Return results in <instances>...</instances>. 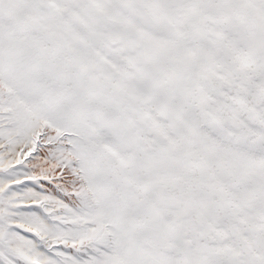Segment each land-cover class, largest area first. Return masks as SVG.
<instances>
[{"label":"rangeland","instance_id":"obj_1","mask_svg":"<svg viewBox=\"0 0 264 264\" xmlns=\"http://www.w3.org/2000/svg\"><path fill=\"white\" fill-rule=\"evenodd\" d=\"M0 264H264V0H0Z\"/></svg>","mask_w":264,"mask_h":264},{"label":"bare ground","instance_id":"obj_2","mask_svg":"<svg viewBox=\"0 0 264 264\" xmlns=\"http://www.w3.org/2000/svg\"><path fill=\"white\" fill-rule=\"evenodd\" d=\"M7 81H8V80H7ZM14 99H15V98H14ZM12 100H13V99H12ZM18 101H19V100H18ZM19 102H21V101H19ZM15 104H16V102H13V101H12V102H10L8 105H6V106L3 107V108H4L5 110L8 109V111H9V110L12 111V110L14 109V107L16 106ZM17 104H19V103L17 102ZM22 105H24V103L21 104L20 108L23 109V108L25 107L24 109L27 108V111L29 110L27 105H26L27 107H26V106H23V107H22ZM17 107H18V106H17ZM15 109L18 110V111L16 110L17 113H19V112L21 111V110H19L18 108H15ZM23 111L26 112V110H22L21 112H23ZM6 112H7V111H6ZM13 112H14V110H13ZM24 112H23V113H24ZM23 113H22V114H23ZM26 113H27V112H26ZM26 113H24L25 115H24V114H23V115H24V116H26V115L28 116L29 113H30V111H29L28 114H26ZM10 114H12V113H11V112H8V115H9V116H10ZM19 114H20V113H19ZM12 115H13V114H12ZM23 115H21V116H22L21 118L24 119ZM32 115H33V114H32ZM32 115H31V116H32ZM13 116H14V115H13ZM13 116H11V117H13ZM33 116H34V115H33ZM33 116H32V117H33ZM32 117H30V120H32V119H31ZM35 117H36V115H35ZM35 117L33 118V120L36 119ZM38 118H40V117H38ZM38 118H37V120L31 121V123H28V122H27L28 127H26V129H29V128L34 127L37 123H43V122H44V121H42L41 119H38ZM10 119H11V118H10ZM12 119H13V118H12ZM14 119L16 120V117H14ZM15 120H14V121H15ZM17 120H19V118H17ZM28 121H29V119H28ZM19 122H20V120H19ZM29 124H30V125H29ZM27 125L25 124V126H27ZM25 126H24V127H25ZM46 195H47V194H43V196H46ZM29 234H30V233H29ZM31 234H32V236L35 237L38 241H42V243H46V242H45V237H44L43 234H41V233H39V232H37V231H34V230H31Z\"/></svg>","mask_w":264,"mask_h":264}]
</instances>
